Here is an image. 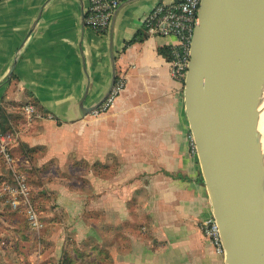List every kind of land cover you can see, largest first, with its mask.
I'll return each instance as SVG.
<instances>
[{
    "label": "crops",
    "instance_id": "1",
    "mask_svg": "<svg viewBox=\"0 0 264 264\" xmlns=\"http://www.w3.org/2000/svg\"><path fill=\"white\" fill-rule=\"evenodd\" d=\"M159 1L119 0L96 33L82 23L88 0H0L3 134L48 205L28 264H226L200 228L212 210L184 87L158 53L176 41L147 37L141 25ZM138 34L143 41L128 45ZM118 80L124 89L109 110L93 114ZM74 161L78 185L58 173ZM2 205L0 255L31 235Z\"/></svg>",
    "mask_w": 264,
    "mask_h": 264
},
{
    "label": "water",
    "instance_id": "2",
    "mask_svg": "<svg viewBox=\"0 0 264 264\" xmlns=\"http://www.w3.org/2000/svg\"><path fill=\"white\" fill-rule=\"evenodd\" d=\"M263 65L264 0H201L184 110L226 264H264V167L255 120Z\"/></svg>",
    "mask_w": 264,
    "mask_h": 264
},
{
    "label": "built area",
    "instance_id": "3",
    "mask_svg": "<svg viewBox=\"0 0 264 264\" xmlns=\"http://www.w3.org/2000/svg\"><path fill=\"white\" fill-rule=\"evenodd\" d=\"M201 0H160L143 18L141 25L147 37L173 39L176 41L171 48L169 68L172 78L177 82L185 79L189 63L190 45L194 25ZM119 6V0H88V8L84 12V26L104 33ZM124 89V82L118 80L112 87L104 103L94 110L93 114L105 113L111 107L115 98ZM28 114L33 113L32 107L25 108ZM192 147H195L192 141ZM0 158L6 168L9 180L0 184V203L6 204L13 212L20 214L27 224L29 233L38 239L44 228L39 214L30 198V191L24 173L10 152V137L0 131ZM202 234L208 240L214 251L224 255L219 227L213 217L200 226Z\"/></svg>",
    "mask_w": 264,
    "mask_h": 264
},
{
    "label": "rangeland",
    "instance_id": "4",
    "mask_svg": "<svg viewBox=\"0 0 264 264\" xmlns=\"http://www.w3.org/2000/svg\"><path fill=\"white\" fill-rule=\"evenodd\" d=\"M262 91H263V88L261 89V92ZM0 131H1V133L7 132V130H5L3 125H2V127L0 125ZM74 162L75 163H72L73 165L70 169H65V170L58 172V173H60L59 174L60 176L68 177L74 185H78L82 181V178H81V174L83 173L81 170L82 165H81L80 161H74ZM1 173L7 174V171H6V168L3 165V162L0 158V174ZM28 183H29V187L32 189L31 195H32V199L34 202L33 204L36 206L38 212L40 213L41 220H44V222H45V221H47V219L45 218V213L48 212L47 211L48 205L45 202H42V200L40 199L41 198L40 189L36 188L37 186H40V185H37V181L35 178H31L30 180L28 179ZM1 208L3 209V212L5 214L11 215L10 214L11 210L6 204H3ZM20 226L22 228L21 232L25 233V230H27L26 229L27 224L25 223V219L23 217H22ZM42 237H43V235H42ZM41 241H42L41 244H43L44 240H41ZM35 242L36 241H34L33 237L30 235H27V237H25L24 239H21V240L20 239L17 240L16 238H13L12 240H10V243H12V245L9 247L8 251L5 254L0 255V264H17V263L18 264H28L27 263L28 260H30V258L35 256V253H36V249H35L36 243ZM69 244L71 246H74L75 241L71 239ZM16 260L18 261L17 263H15ZM67 262H69V261H67Z\"/></svg>",
    "mask_w": 264,
    "mask_h": 264
},
{
    "label": "bare ground",
    "instance_id": "5",
    "mask_svg": "<svg viewBox=\"0 0 264 264\" xmlns=\"http://www.w3.org/2000/svg\"><path fill=\"white\" fill-rule=\"evenodd\" d=\"M263 91L261 92V89ZM264 65L261 68L259 81L256 89L255 97V120H256V132L258 134L259 141V155L261 166L264 167ZM260 197L264 203V173L260 177Z\"/></svg>",
    "mask_w": 264,
    "mask_h": 264
},
{
    "label": "trees",
    "instance_id": "6",
    "mask_svg": "<svg viewBox=\"0 0 264 264\" xmlns=\"http://www.w3.org/2000/svg\"><path fill=\"white\" fill-rule=\"evenodd\" d=\"M143 36L142 35H140V34H138V35H136L129 43H128V45H130V44H133V43H136V42H142L143 41ZM158 53L160 54V55H162L167 61H170L171 60V50H168V49H160L159 51H158ZM182 84H184V82L182 81L181 82ZM2 123V124H1ZM5 124H6V121H5V118H1V112H0V125H1V127H2V125L4 126V128H5V130H6V126H5Z\"/></svg>",
    "mask_w": 264,
    "mask_h": 264
}]
</instances>
